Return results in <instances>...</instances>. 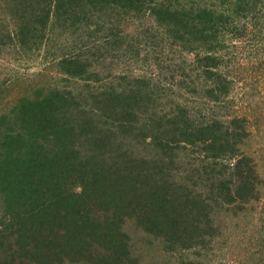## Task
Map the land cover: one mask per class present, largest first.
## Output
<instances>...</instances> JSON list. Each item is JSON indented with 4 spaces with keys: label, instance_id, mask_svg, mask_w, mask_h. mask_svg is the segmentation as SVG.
<instances>
[{
    "label": "trees",
    "instance_id": "trees-1",
    "mask_svg": "<svg viewBox=\"0 0 264 264\" xmlns=\"http://www.w3.org/2000/svg\"><path fill=\"white\" fill-rule=\"evenodd\" d=\"M1 3L10 17L30 16L9 34L22 44L43 39L54 26L63 28L60 36L91 25L97 3L106 10L119 5V13L128 15L148 14L155 26L154 35L146 38L159 41L165 33L162 43L173 47L155 58L163 63L175 55L183 58L176 70L160 62L156 69L178 75V86L194 92L201 108H194V99H186L194 106L178 102L163 113L169 117L159 129L154 122L162 113L156 110L162 96L154 97L150 87L161 85L159 72L155 82L122 73L110 79L105 68L88 70L82 54L63 57L71 63L70 76L88 81L83 88L66 98L58 90L45 94L37 89L12 101L10 110L0 109V264H132L123 222L135 211L164 240L185 247L182 242L193 239L190 245L206 249L213 220L203 216L217 212L211 203L259 198L257 164L244 149L248 119L235 112L234 90L250 67L264 68V0ZM103 43L89 51L101 48V62L110 45ZM125 43L111 44L121 64L125 54L120 53H128ZM63 103L75 111L70 117L60 118ZM51 108H57V118ZM152 109L157 118L143 116ZM194 263L208 264L204 258Z\"/></svg>",
    "mask_w": 264,
    "mask_h": 264
},
{
    "label": "rangeland",
    "instance_id": "rangeland-1",
    "mask_svg": "<svg viewBox=\"0 0 264 264\" xmlns=\"http://www.w3.org/2000/svg\"><path fill=\"white\" fill-rule=\"evenodd\" d=\"M95 5L97 7L93 9L91 25L84 24L85 26L79 28L78 32L59 36L63 28L54 26L51 32L45 33L43 39H39L35 43L25 41L22 44L17 41L13 42L9 34L17 24L25 25L24 22L29 20L30 16L27 13V16L22 13L13 17L8 16L0 0V109L10 110L12 101L16 102L20 96L32 94L37 89L45 94L48 91L58 90L62 98H66L67 93L71 90L83 88L88 81L70 76L67 73V68L71 66V63L63 59V57H74L78 53L82 54L84 60L86 59L85 63L89 65L88 70L105 68L102 70L110 79H113L114 73H122L129 78H132L131 76H150L153 78L152 82H155L158 80L156 72H159L156 69V62L173 69L182 67L183 58L181 55H175L164 63L161 57L155 58L160 50L170 52L173 47L170 43H162L161 36L167 37L165 33H159V41L157 38L153 40L146 38V36L154 35L151 28L155 26L153 18L148 14H140L135 11L136 13L128 15L126 10L125 13H119L121 11L119 5L110 4L109 10L100 6V3ZM109 11L116 15H108ZM54 24L62 23L54 21ZM155 29L157 28L155 27ZM121 41L126 42L123 47L128 51V53H120L125 54L122 57L123 64L118 63L117 52L111 45L112 43L120 45ZM103 42H109L110 45L104 47L107 50L108 58L101 62L103 55L101 48H96L92 54L89 51L95 43L103 47ZM3 43L5 44L3 45ZM149 47H152V51L147 55L148 58H145L144 53ZM137 49L142 50L138 56L133 53ZM172 53L174 52L167 55ZM253 55L257 54L253 53L250 56ZM252 67L246 71L245 80L241 84L238 83L234 95L235 112L239 116L245 115L248 119V136L245 139L244 149L257 164L255 168L260 175L259 198L248 203L237 201L231 205L222 202L219 205L211 203L217 212L210 211L209 218L208 215L203 216L204 221L211 218L213 220L208 226L213 229L214 235H211L213 236L211 242L210 238H207L209 243L206 249L199 245H190V241L193 239H185L182 242L187 248L180 243L164 240L163 237L148 230L142 224L144 218L141 217L139 211L129 212L124 219L123 230L129 237L132 264H190L189 260H193L192 262L195 264L194 260L199 258H204L208 264H264V68L252 69ZM159 73L163 80L161 85L157 87L151 85L150 87L154 97L162 96L156 107V110L159 113L162 110V113L159 114V119L154 122L160 129L163 127L161 123L165 116L167 115L166 119H168V114L178 102L188 103L190 106L196 104L194 108H201V106L197 105L199 103L194 92H190L188 87L184 89L178 86L177 79H180L178 75L174 78L169 74ZM126 81L129 82V79ZM114 83L117 85L118 80H114ZM186 99H194L196 103L193 105V102L189 103ZM51 105L56 107L54 103ZM61 107L63 108L58 113L60 118L70 117L73 112L75 113L67 107L66 103L61 104ZM56 109L51 108L50 110L57 118ZM154 110L146 112L143 116L155 117L152 115ZM166 112L169 113L163 114ZM139 121H142V117L139 118ZM75 189L79 191L80 187ZM206 195L214 196L209 192ZM211 206L207 205L206 207L210 209ZM193 218L190 216L191 220ZM58 264L79 263L64 261Z\"/></svg>",
    "mask_w": 264,
    "mask_h": 264
}]
</instances>
